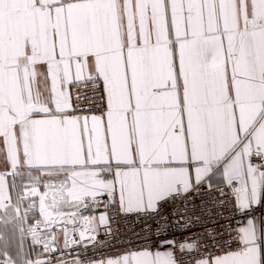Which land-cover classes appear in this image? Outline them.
I'll list each match as a JSON object with an SVG mask.
<instances>
[{
	"label": "snow or ice",
	"instance_id": "1",
	"mask_svg": "<svg viewBox=\"0 0 264 264\" xmlns=\"http://www.w3.org/2000/svg\"><path fill=\"white\" fill-rule=\"evenodd\" d=\"M0 224V264H264V0H0Z\"/></svg>",
	"mask_w": 264,
	"mask_h": 264
},
{
	"label": "crops",
	"instance_id": "2",
	"mask_svg": "<svg viewBox=\"0 0 264 264\" xmlns=\"http://www.w3.org/2000/svg\"><path fill=\"white\" fill-rule=\"evenodd\" d=\"M0 236H3L4 239L0 240V246H3L7 243L12 251H15L20 242L19 233L13 234L11 226L5 227L3 224H0ZM32 250L31 238L28 237L24 241V251L29 252Z\"/></svg>",
	"mask_w": 264,
	"mask_h": 264
}]
</instances>
